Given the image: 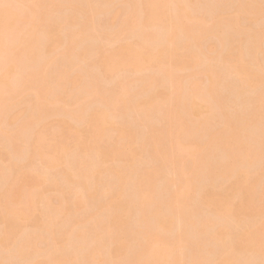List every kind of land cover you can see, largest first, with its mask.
<instances>
[{"label": "bare ground", "instance_id": "1", "mask_svg": "<svg viewBox=\"0 0 264 264\" xmlns=\"http://www.w3.org/2000/svg\"><path fill=\"white\" fill-rule=\"evenodd\" d=\"M263 176L264 0H0V264H264Z\"/></svg>", "mask_w": 264, "mask_h": 264}, {"label": "rangeland", "instance_id": "2", "mask_svg": "<svg viewBox=\"0 0 264 264\" xmlns=\"http://www.w3.org/2000/svg\"><path fill=\"white\" fill-rule=\"evenodd\" d=\"M249 19H246L245 21H244V25H245V29H246V31L247 32H252L253 31V27H255V26H253L254 24V20L255 19H257V17L255 16V15H253V14H251L249 17H248ZM209 44H207V46H208ZM207 51V53L209 52L208 50H206ZM209 55H210V52H209ZM216 55V53H214V55L213 56H215ZM145 75H146V73H145ZM232 81L234 80V77H232V78H230ZM15 103L16 104H18L19 102L18 101H16L15 100ZM159 114V113H158ZM158 114H156V115H158ZM48 133H53V131L50 129L49 131H48ZM112 142V141H111ZM38 163V162H37ZM39 164V163H38ZM55 172L54 171H52V170H50V174L51 175H53ZM54 176V175H53ZM264 177V176H263ZM262 177V178H263ZM51 178H52V176H51ZM263 181H264V178H263ZM263 184H264V182H263ZM35 183H33L32 182V188H35ZM39 208H40V210H41V208H42V206H39ZM41 212L40 211H37L36 213H35V217L37 218V219H40L41 218ZM34 224H32V222H27L26 224H24V227L26 228V229H31L32 228V226H33ZM78 231H80V232H83V228L82 227H80V228H78ZM86 235V234H85ZM11 242H12V240H11ZM10 242V243H11ZM38 246H40V247H42V248H45V244H43V243H39V245ZM5 256H10V253L8 252V249H7V246L6 245H4V244H1L0 245V258H2V257H5Z\"/></svg>", "mask_w": 264, "mask_h": 264}]
</instances>
